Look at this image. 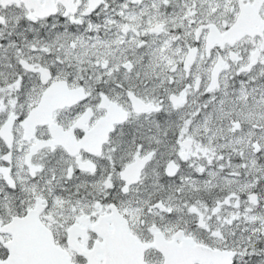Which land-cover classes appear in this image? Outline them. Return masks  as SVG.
<instances>
[{
	"label": "snow or ice",
	"instance_id": "obj_1",
	"mask_svg": "<svg viewBox=\"0 0 264 264\" xmlns=\"http://www.w3.org/2000/svg\"><path fill=\"white\" fill-rule=\"evenodd\" d=\"M0 264H264V0H0Z\"/></svg>",
	"mask_w": 264,
	"mask_h": 264
}]
</instances>
